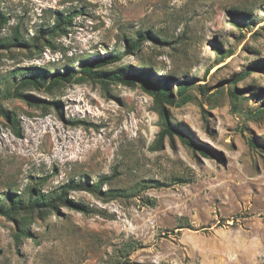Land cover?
I'll list each match as a JSON object with an SVG mask.
<instances>
[{"label":"rangeland","instance_id":"374dc122","mask_svg":"<svg viewBox=\"0 0 264 264\" xmlns=\"http://www.w3.org/2000/svg\"><path fill=\"white\" fill-rule=\"evenodd\" d=\"M0 15V38L41 37L0 47V200L103 193L69 195L99 213L0 215V264H264V0H0ZM59 17L66 33H45ZM140 36L94 70L166 83L172 136L143 85L82 71Z\"/></svg>","mask_w":264,"mask_h":264},{"label":"trees","instance_id":"16d2710c","mask_svg":"<svg viewBox=\"0 0 264 264\" xmlns=\"http://www.w3.org/2000/svg\"><path fill=\"white\" fill-rule=\"evenodd\" d=\"M72 18L70 17H59L57 19V24L46 31L50 36H54L55 34L59 33H66V27L72 25ZM8 20L4 18V16L0 15V33L4 29V27L7 25ZM65 27V28H64ZM44 33V31H43ZM36 41L34 43H28L26 40L22 39L21 36H15L11 39H2L0 38V47H12L15 45L20 46H32V47H38V42L41 40V37H37L35 39ZM146 40L145 36H140L138 40L131 41L129 40V44L126 47L125 52H121L120 54L116 56H112L110 58L100 59L99 61L95 62L94 64L88 65L84 64L82 71L86 74L90 75L91 78H98V77H105L108 76L110 79L120 80L124 81L128 85H135L136 83H140L143 85L148 91H150L155 97L158 102L159 108H160V114L163 119V126H164V133L173 135L174 129L172 125L169 122L168 114L166 113V109L164 108V104L171 101V92L168 85L165 83L161 86H152L148 79V73H133L129 74L127 68H120L118 71L115 72H108L109 74H106V72L102 71H95L94 68H103L107 67L108 65L112 63H116L118 61H121L124 56L131 54L135 52L140 47V43ZM50 45H52V42H48ZM46 77L45 73H36L33 75V78L22 80L17 84L16 87V95L20 98L28 99L29 97L24 95L21 92V89L25 87L26 84L29 83H36V84H42L46 83L44 80ZM68 79L71 80L74 78V75L72 72H66L62 76H53L50 84V89L56 88L60 85L61 79ZM3 82V80H0V84ZM181 87H186L185 84H181ZM12 118V116H11ZM18 135H21L20 132H18ZM159 187L160 185L157 184ZM101 186L102 184H96L95 186H90L89 184L84 183H75L71 181L69 184H66L62 187H60L57 190H54L53 192L44 193L41 189L38 188H31L28 192V197L23 198L21 196H18L17 194H8V200L9 205H5L2 203V200H0V215L2 216H12L21 212H35V211H42L44 213L48 211H57L59 206H65L69 207L75 211L82 212L85 214H92V213H99L95 210H90L87 206L74 202L69 198V195L73 191H79V190H85V191H93L95 193H101ZM126 191L119 190V191H111L112 196H124ZM106 195H110V193H107Z\"/></svg>","mask_w":264,"mask_h":264}]
</instances>
